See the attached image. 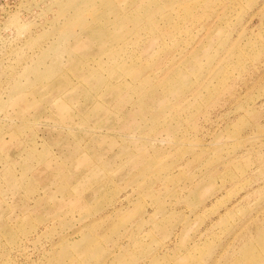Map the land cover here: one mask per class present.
I'll return each mask as SVG.
<instances>
[{"label": "rangeland", "instance_id": "obj_1", "mask_svg": "<svg viewBox=\"0 0 264 264\" xmlns=\"http://www.w3.org/2000/svg\"><path fill=\"white\" fill-rule=\"evenodd\" d=\"M0 264H264V0H0Z\"/></svg>", "mask_w": 264, "mask_h": 264}]
</instances>
